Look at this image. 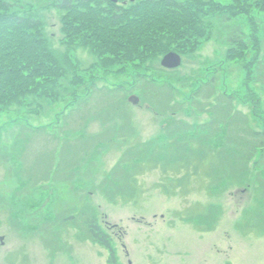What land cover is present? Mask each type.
I'll use <instances>...</instances> for the list:
<instances>
[{
    "label": "rangeland",
    "instance_id": "374dc122",
    "mask_svg": "<svg viewBox=\"0 0 264 264\" xmlns=\"http://www.w3.org/2000/svg\"><path fill=\"white\" fill-rule=\"evenodd\" d=\"M5 1L42 20L63 74L0 113V264H264V156L219 146L232 120L204 87L216 78L240 134L264 135V0H189L201 14L128 61L71 38L58 0ZM170 52L180 67L162 65ZM92 216L112 248L88 233Z\"/></svg>",
    "mask_w": 264,
    "mask_h": 264
},
{
    "label": "trees",
    "instance_id": "16d2710c",
    "mask_svg": "<svg viewBox=\"0 0 264 264\" xmlns=\"http://www.w3.org/2000/svg\"><path fill=\"white\" fill-rule=\"evenodd\" d=\"M262 3L260 5L264 9V3L263 5ZM105 5L111 8L107 9ZM13 6L10 2L0 0V113L13 107L16 103H23L28 95L42 97L47 94V90L44 91L47 88L43 85L56 83L63 74L40 32L42 20L34 16L9 14L8 12L12 10ZM57 8L64 12L66 28L71 38L83 39L98 52H107L108 50L109 54L115 57V61H128L136 52L137 56L143 59L159 53L162 48V40L174 32L179 34L186 17L188 19L191 14H201L202 12L201 7L189 3V0H144L134 3V6L131 7L118 6L113 0H58ZM238 9L244 13L248 11V8L245 7ZM240 37L243 38L242 35ZM230 42L244 46L243 39H232ZM216 80L213 78L204 85V87H210L208 100L209 98L216 99L214 103L210 101L213 103V112L226 117V119L229 118L233 125L230 135L222 133L224 141L219 146L227 144L230 138L231 143L235 146L248 149L244 152L249 158L247 161L252 159L256 149L261 151L259 157H263L264 135L253 128L251 132H247V135L240 134V129L243 127L239 123L243 116L240 118L237 113L233 112L229 96L227 97L225 93L219 95L216 92L214 88L217 85ZM168 86L171 93L173 87ZM197 128L193 127V132L189 128L192 132L191 137L196 138L197 136L206 142L214 140L205 138L206 132H210L209 129L201 134H195ZM253 137L256 138L254 142L250 139ZM249 145L253 147H249ZM57 153L53 154L56 166L57 162L60 164L62 158ZM162 156L166 158L165 154ZM161 159H163L161 156L157 157V160ZM259 162L260 159L257 160V165ZM48 173L50 174V172ZM212 180L214 181V179ZM211 189L215 193V186L212 185ZM132 191L126 196L134 198L135 191ZM3 201L4 195L0 192V203L4 204ZM217 210L216 206L211 208L210 213L207 214L208 220L218 214ZM85 222H87L88 233L94 241L112 248V243H109L108 236L101 231L99 221L95 216L87 218Z\"/></svg>",
    "mask_w": 264,
    "mask_h": 264
},
{
    "label": "water",
    "instance_id": "95a60500",
    "mask_svg": "<svg viewBox=\"0 0 264 264\" xmlns=\"http://www.w3.org/2000/svg\"><path fill=\"white\" fill-rule=\"evenodd\" d=\"M182 61L183 59L177 53L170 52V54L163 58L162 65L168 69L178 68L182 65ZM0 239L4 243L5 237H1Z\"/></svg>",
    "mask_w": 264,
    "mask_h": 264
}]
</instances>
